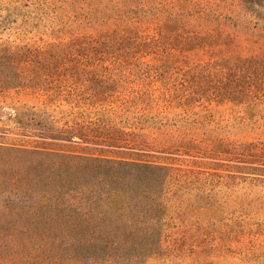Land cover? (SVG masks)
<instances>
[{
  "label": "rangeland",
  "instance_id": "obj_1",
  "mask_svg": "<svg viewBox=\"0 0 264 264\" xmlns=\"http://www.w3.org/2000/svg\"><path fill=\"white\" fill-rule=\"evenodd\" d=\"M149 5L164 14L155 24L174 15L173 30L157 35L155 24L147 23L137 41L111 45L96 39L98 31L86 30L92 43L69 59L58 47L66 48L70 35L56 30L87 5L0 0V257L34 258L48 250L49 201L35 190L43 184L23 182L34 176L28 170L53 160L27 151L48 148L126 159L133 158L125 154L131 152L198 177L195 187L179 194L184 209L171 214L180 227L169 232L199 246L166 242L136 264H264V0H150ZM110 6L103 1L100 8ZM18 76L44 89H71L77 81L72 87L77 94H110L115 101L104 104L115 111L108 114L110 125L139 136L124 137L125 148L41 137L40 131L59 128L74 116H68L72 104L47 101L45 92L21 84L3 88ZM137 95L153 99L145 113L161 111L157 119H166L137 123L144 112L120 105ZM81 110L98 108H73ZM185 117L196 123L189 127ZM177 142L202 150L185 154L184 148L176 150ZM217 146L220 152L213 151Z\"/></svg>",
  "mask_w": 264,
  "mask_h": 264
},
{
  "label": "trees",
  "instance_id": "obj_2",
  "mask_svg": "<svg viewBox=\"0 0 264 264\" xmlns=\"http://www.w3.org/2000/svg\"><path fill=\"white\" fill-rule=\"evenodd\" d=\"M78 1L87 5V9L81 8V12L68 16L56 30L70 35L66 48L58 47L64 49L69 59L81 50L82 45L92 43L93 37L86 35V30L98 31L96 39H102L106 45L133 42L142 37L140 33L145 30V24H155L154 21L164 15L149 5L150 0ZM103 1L111 4L110 8H100ZM165 16L163 23L157 22L153 27L157 35L166 29L173 30L170 23L175 21L174 15ZM17 78L18 81L5 83L3 88H15L21 84L35 93L45 92L47 101L58 98L72 104L68 116H74L59 128L50 126L40 131L38 135L41 137L47 133L46 138L54 140L72 141L76 138L82 143L125 148L126 145H120L124 137L139 136L119 132L110 125L113 118L108 114L115 111L104 108L107 102L115 101H109L110 94L94 90L77 94L76 89H72L77 81L70 83L71 89L60 86L44 89L34 79ZM152 102L151 98L137 95L122 99L120 105L144 112L137 117V123L153 120L151 123L156 124L166 117L157 119L161 111L155 116L145 113L150 112ZM84 106L98 110L88 114L84 110L73 112V108ZM194 123L196 120L187 122L189 127ZM178 144L176 150L184 148L185 154L202 150L197 145ZM220 150V146L213 149L214 152ZM27 152L53 157L45 165L28 170L34 176L29 174L23 180L43 184L42 189L35 190L49 201L46 206L53 234L47 238V251L43 250L34 258L28 254L0 257L4 264H136L162 251L166 242L174 247L199 246L194 239L188 242L187 237H178V232H169V229L180 227L171 212L179 215L184 209L179 194L183 195V189L197 185L199 179L195 174L134 158L138 154L131 152L125 153L133 157L127 159L60 153L48 148Z\"/></svg>",
  "mask_w": 264,
  "mask_h": 264
}]
</instances>
